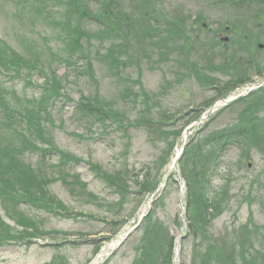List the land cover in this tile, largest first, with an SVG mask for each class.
<instances>
[{
	"label": "rangeland",
	"instance_id": "374dc122",
	"mask_svg": "<svg viewBox=\"0 0 264 264\" xmlns=\"http://www.w3.org/2000/svg\"><path fill=\"white\" fill-rule=\"evenodd\" d=\"M89 1L93 2L91 12L100 17L94 19L91 13L85 16L84 31L96 36L92 38L96 44L92 77L77 82L73 70L54 65L58 76L70 73L71 82L66 80L64 85L70 98L58 101L60 113L51 110L50 123L46 124L51 132L46 131L44 136L47 142H36V135H28L25 126L15 127V122L12 127L0 124L1 144L15 141L14 156L23 164L16 167H24L34 176L23 178L26 183L14 187L15 169L14 179L6 181L0 167V179L5 180L2 184L0 181V264H175L172 257L168 258V245L181 236L184 247L178 264H217L219 257L234 250L238 264H264V142H257L253 149L254 144L246 141L243 147L237 142L232 146L223 143V147L222 142H214L216 134L224 129L264 122L255 112H244L245 103L223 107L192 128L185 159L172 174L180 181L186 178L188 193L185 187L182 193L180 186L170 185L166 191L167 187L161 185L184 144V138L173 136V132L189 120L195 125V116L220 99L221 91L227 95L233 87L264 73V48H258L264 47V28H251L238 39L228 34L233 45L227 49L223 44L216 49L212 45L203 47L200 43H204L205 34L217 36L224 25L236 22L237 14L250 15L262 8L237 13L222 12L208 0H117L121 14L105 16L96 12L98 6L104 12L107 0ZM72 11L59 0H0V38H6L9 48L21 51L28 44L35 46L36 52L41 46L44 54L47 48V58L56 60L54 54L58 57L60 49L67 51V46L59 44L61 34L56 35L60 32L57 21L60 17L67 20ZM137 19L145 26H137ZM99 20L109 28L102 30L97 25ZM216 21L223 25L219 27ZM112 29L115 34L109 32ZM124 39L131 44L127 54L141 62L139 72L132 67L130 77L121 81L111 71L112 60L109 64L105 54L110 48L118 52L116 43ZM179 62L187 68L182 69ZM191 65L197 74L192 73ZM31 78L29 84L0 78V102L7 99L8 104L16 105L15 94L19 98H39L37 85L43 81ZM138 78L146 94L140 101L150 104L156 118L164 111L179 114L176 123L173 116H162L151 128L129 129L123 134L73 114L72 104L78 103L81 95L89 97L95 110L101 109L98 102L113 104L117 100L120 102L112 112L124 111L132 117L139 114L142 108L135 109L133 97L124 95L125 88ZM33 142L48 150L42 153L38 149L31 155ZM49 142L70 158L55 156ZM60 163L66 165L56 169ZM149 166L152 173L145 181ZM208 186L222 190L213 212L199 197L201 187ZM150 200H154L152 207ZM147 213L150 223L145 219L119 246L117 238L132 230ZM114 222L121 225L113 236ZM229 239L235 241L234 249ZM209 245L211 250L207 249Z\"/></svg>",
	"mask_w": 264,
	"mask_h": 264
},
{
	"label": "trees",
	"instance_id": "16d2710c",
	"mask_svg": "<svg viewBox=\"0 0 264 264\" xmlns=\"http://www.w3.org/2000/svg\"><path fill=\"white\" fill-rule=\"evenodd\" d=\"M59 1H62L66 8H69L73 11L71 15H69V18L67 20H65L64 17L58 18V21L56 19L58 24L57 27L59 28L60 31L57 32L56 35L61 34V38H62L59 39V41L61 42L59 44L67 46L66 52L62 49L59 50L60 52L58 54V57L54 54L56 60L51 61L47 58V55H45L47 48L45 49V54H44V51H42L41 46L39 47V50L36 52L35 46L31 47V44H28L27 47L23 49V52H20L18 50L17 51L14 50L11 46L9 48V46L7 45L8 43L2 41V39L0 38V78L3 79L4 77L9 76V78L29 84L32 82L31 76H35L37 79L39 80L41 79L43 81L41 84L37 85V93L40 94L39 98H26V97L19 98L17 97L18 95L15 94V96L13 95L14 96L13 98L15 99V102H17L16 105L15 104L9 105L7 99L0 102V107H1L0 124H7L10 125V127H12L11 126L12 123L15 122V127L19 128V126L22 127L25 126L28 129L27 130L28 135L30 136L36 135L39 139L36 140V142L40 141L42 144H45L47 142V138L44 137L46 131H49V134L51 132V130L46 126L47 123H50L51 110L52 111L56 110V112L58 111V113H60L61 110L56 108L58 107L57 104L58 101H62L63 98H65L66 100L70 98L64 86L66 80L70 79V76H68L70 73L68 75L65 74L64 76H58L56 67H54V65L56 64L58 66H64L67 67L68 70L71 71L73 70L72 77H74V79L77 82L81 81V79L84 77H88L90 80L92 77L90 74L93 73V69H94L93 58H95V56L93 55V53L96 44L92 42V38H96V36L95 35L91 36L89 31L87 32L84 31L85 20H86L85 18H87L90 15V13H91V17H93L94 19L95 17L100 18L99 16H95L90 10V6L92 5L93 2L89 0H59ZM214 1L224 2L227 0H214ZM107 2H108L107 8L104 9V12L99 11L100 6H98L96 14L106 16V14L109 13V14H114L115 16H119V14H121V10L117 6V0H107ZM25 7L27 6L24 3V8ZM72 15H74V17H72ZM137 20L140 21L139 19ZM127 21L130 22V20L128 19ZM97 25L102 30H104L107 27L109 28V25L108 24L105 25V22L102 20H99V23ZM142 25H143L142 27L145 26L144 24ZM109 32L114 33V30L112 29ZM178 33L180 34V32ZM168 37H170L169 34ZM116 44L117 45L115 47L117 48L118 52L110 48V50L107 49V53L105 55H108L107 58L110 59L108 62L109 64L111 63L112 60L111 71H114L116 74L115 76L122 81L125 80V78L130 77L129 75L130 68L136 67V70L139 72V64L141 61L138 59H136V61H133L135 58L127 54V52H130L131 50V44L129 40L126 41V39H124ZM154 47L155 46H153V48ZM156 47H157V53L160 55V50L158 49V45H156ZM144 51L140 52V55H142ZM145 53L146 55H149L148 52ZM112 56L113 58H111ZM103 60L105 61L107 59H103ZM179 63L182 69L187 68V65L185 63H181V62ZM191 71L192 73L197 74L194 65H191ZM248 71H250V69ZM257 72L260 73L261 71L258 70ZM70 82L71 80L68 81V83ZM138 87H140L139 90ZM124 95L125 96L131 95L133 97L132 103L135 109L136 107L138 109L142 108V110L139 111V114H134L135 116L132 117L129 116L124 111L122 113L112 112L113 108L117 105V102H120L117 100H114L115 102H113V104H110L109 102H106V104H102L101 102L100 103L98 102L97 106L101 107V109L95 110V108L91 106L92 101L89 99V97H85L84 95L80 96L79 100L80 99L81 100L78 101V103H74L72 112L75 116L83 115L82 120L85 119V121L88 123H89V119L96 120L99 124H101V126L105 130H113L114 132H121V133L123 132V134H125L129 129H137L142 131L143 129L146 130V128L147 129L151 128L152 124H156L157 120L161 121V118L159 117L162 116L164 117L168 116V118L173 116L175 118L174 123L178 121L179 114H174L170 111H164L162 114H158L157 115L158 119H157L156 116H154L153 113L151 112L152 107H150V104L148 102H145L144 100L143 102L140 101L141 96L143 97L146 96L140 78H138L136 82L133 83L132 86L125 88ZM5 102L7 105L4 104ZM60 103L62 104V102ZM239 103L241 105L245 103V107L247 106V108H244V112L247 113L255 112V115L258 119L264 120V112H260L261 108L264 109V90L252 94L250 97L241 100ZM256 107H259L260 109L257 110ZM106 108L110 110L109 113H111V116H109V113L106 110H104ZM3 114L6 116L3 117L2 116ZM120 114L123 116H121ZM137 115L138 117H136ZM147 117L148 120L146 119ZM195 117L198 118L199 115ZM253 119L254 118H252V120ZM242 120L244 121V117H242ZM190 121L192 120L186 122V124L183 127H181V129L178 132L177 131L173 132V136L176 135L179 136L183 128L187 124H189ZM148 122L149 124H147ZM53 125L57 127L55 124H52V126ZM20 129L22 128L20 127ZM25 134H27V132H25ZM20 135L23 136L24 134L21 133ZM223 136L224 138H222ZM223 139H228V140L223 142ZM244 141H246L245 142L246 144L248 142L251 145L254 144V146H252L250 149H253L257 142H264V122L256 123L252 126H249L247 124L236 127H230L228 129H224L221 132L217 133L216 137L214 138L215 143L222 142V147H223V143L225 146L228 144V142H229V146H232L234 145V143L237 142L236 145L243 147L245 145ZM2 143L3 145H7L3 148V145L0 142V167L4 171L3 174L5 175V177H7L6 181H11V179H14L15 171H16V181H15L16 183H14V181L11 183L13 184L14 187H16L17 183L19 184L26 183V181L23 178L31 179L32 177H34L24 167H16L18 165H23V164L14 156L15 152H13V150L16 147L15 141L7 142V143L2 142ZM49 144L53 146L54 149L53 151L55 152V156L58 155L59 157L62 156L63 158L65 157L70 158V156L61 152V150H58L55 147V144L51 142H49ZM38 147L39 146L36 145L35 143L34 145H32L31 143L30 154H34L38 149H39L38 152L42 151L43 153L48 150V149L42 150V148H38ZM1 151H8V153L3 152L1 154ZM6 164H9L11 167L7 165L8 168L4 169V166H6ZM13 164L15 165V167H13ZM65 165L66 163L63 165H61L60 163L57 167L56 166L55 167L56 169H61ZM151 173H152V169L149 166V168H146L144 172L145 181H147V179L151 176ZM136 178L138 179V177ZM0 181L1 184L2 182L5 183V180L3 179L2 180L0 179ZM106 181H108V178L106 179ZM170 185L174 186L175 184L173 182H169L168 187ZM221 191H222L221 189L214 190L209 186L201 187L199 191V197L201 198V201L204 203V206H206L207 209L211 210V212H213L216 209V207L219 205V194L221 193ZM150 221H151V215H149L146 218L145 223H150ZM119 227L120 224L114 222V228L110 232V234L112 235L116 234L117 233L116 230ZM227 242L230 243L232 249L236 247L235 241L233 239H229ZM168 246H169L168 258L171 260L172 246H173L172 240H170ZM207 249L211 250L210 245L207 246ZM223 256L225 257L218 258L216 262L217 264H228L229 261L238 264L237 263L238 257H236L235 250L232 251L230 255L223 254Z\"/></svg>",
	"mask_w": 264,
	"mask_h": 264
},
{
	"label": "flooded vegetation",
	"instance_id": "af4514ba",
	"mask_svg": "<svg viewBox=\"0 0 264 264\" xmlns=\"http://www.w3.org/2000/svg\"><path fill=\"white\" fill-rule=\"evenodd\" d=\"M239 5L241 4L243 8L239 9L236 8V12H241L243 10L251 11L252 9L255 10V7L258 6L260 3L256 2V0H238ZM258 11V10H256ZM236 39L240 38V34H243L245 32H249V29L253 28L254 30H260L264 28V13L262 12H253L250 15H242L237 14V20H236ZM218 36V35H217ZM237 43V42H236ZM242 45V44H241Z\"/></svg>",
	"mask_w": 264,
	"mask_h": 264
},
{
	"label": "bare ground",
	"instance_id": "6f19581e",
	"mask_svg": "<svg viewBox=\"0 0 264 264\" xmlns=\"http://www.w3.org/2000/svg\"><path fill=\"white\" fill-rule=\"evenodd\" d=\"M173 165H174V162L171 164L170 169L173 168ZM103 255H104V254L100 255V256L97 258V260L101 259V258L103 257Z\"/></svg>",
	"mask_w": 264,
	"mask_h": 264
}]
</instances>
